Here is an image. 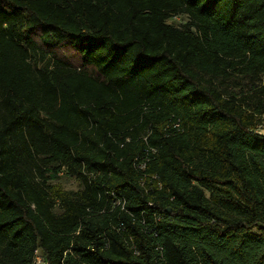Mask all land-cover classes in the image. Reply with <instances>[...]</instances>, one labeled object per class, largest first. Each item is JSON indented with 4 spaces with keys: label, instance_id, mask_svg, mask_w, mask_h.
Segmentation results:
<instances>
[{
    "label": "trees",
    "instance_id": "1",
    "mask_svg": "<svg viewBox=\"0 0 264 264\" xmlns=\"http://www.w3.org/2000/svg\"><path fill=\"white\" fill-rule=\"evenodd\" d=\"M259 126L264 0H0V264H264Z\"/></svg>",
    "mask_w": 264,
    "mask_h": 264
},
{
    "label": "built area",
    "instance_id": "2",
    "mask_svg": "<svg viewBox=\"0 0 264 264\" xmlns=\"http://www.w3.org/2000/svg\"><path fill=\"white\" fill-rule=\"evenodd\" d=\"M173 21L175 22H179L181 20H188L187 16H174L172 18ZM258 133H262L264 132V126H259L258 130H257ZM149 160L148 156H145V157H141L139 158L138 156H136L134 158V164L141 170V178H140V183L142 185H145V182L146 180L148 179V175L147 173L145 172V168H146V163L147 161ZM68 172V169L66 166H61L60 168V171H59V175H65L66 173ZM150 178H152L153 180L156 181L158 187L160 188L161 187V184L158 180V177L156 175H152L150 176ZM105 194L106 195H109L110 198H111V206H112V209L115 208V207H120L121 209H124V206H125V200L123 198H121L120 196H118L116 193L114 192H108V191H105ZM104 210H101L100 212H103ZM33 264H45L40 252L37 250L35 252V256H34V261H33Z\"/></svg>",
    "mask_w": 264,
    "mask_h": 264
},
{
    "label": "rangeland",
    "instance_id": "3",
    "mask_svg": "<svg viewBox=\"0 0 264 264\" xmlns=\"http://www.w3.org/2000/svg\"><path fill=\"white\" fill-rule=\"evenodd\" d=\"M62 186L65 189H74L77 187V183L74 180H70V179H63L62 180Z\"/></svg>",
    "mask_w": 264,
    "mask_h": 264
},
{
    "label": "crops",
    "instance_id": "4",
    "mask_svg": "<svg viewBox=\"0 0 264 264\" xmlns=\"http://www.w3.org/2000/svg\"><path fill=\"white\" fill-rule=\"evenodd\" d=\"M263 134H264V132H263Z\"/></svg>",
    "mask_w": 264,
    "mask_h": 264
}]
</instances>
